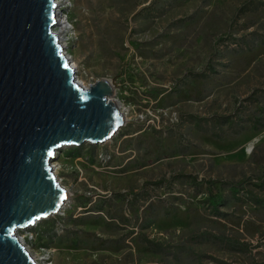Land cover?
Listing matches in <instances>:
<instances>
[{"label": "rangeland", "instance_id": "obj_1", "mask_svg": "<svg viewBox=\"0 0 264 264\" xmlns=\"http://www.w3.org/2000/svg\"><path fill=\"white\" fill-rule=\"evenodd\" d=\"M57 1L75 76L109 82L126 116L105 143L56 152L69 197L28 250L41 264H264V0Z\"/></svg>", "mask_w": 264, "mask_h": 264}, {"label": "water", "instance_id": "obj_2", "mask_svg": "<svg viewBox=\"0 0 264 264\" xmlns=\"http://www.w3.org/2000/svg\"><path fill=\"white\" fill-rule=\"evenodd\" d=\"M53 0H0V264H36L16 237L57 214L61 147L113 137L123 115L109 82L80 89L51 29Z\"/></svg>", "mask_w": 264, "mask_h": 264}, {"label": "bare ground", "instance_id": "obj_3", "mask_svg": "<svg viewBox=\"0 0 264 264\" xmlns=\"http://www.w3.org/2000/svg\"><path fill=\"white\" fill-rule=\"evenodd\" d=\"M86 1V0H85ZM97 3V0H92L91 1V3L93 4V3ZM55 4H56V6L54 7V16H53V18H54V21H55V25L53 26V28L51 29V32H52V34L54 35V37H55V39H56V43L61 47V52L63 51V47H62V45H61V43H62V37H63V33L65 32V28L63 27L64 25H63V21H62V17H60L59 15H58V13L59 12H57V11H55V9H58L59 8V2L57 1V0H55ZM65 23V22H64ZM62 55H63V53H62ZM64 56V55H63ZM65 60H68L66 57H65ZM68 64H69V66L72 68V70H73V74H74V80H75V82H76V84H77V86L80 88V89H84V88H86V85L80 80V78H78L77 76H75L77 73H76V66H75V64L74 63H72V64H70V61H68ZM117 104V106L119 107V110L121 111V113H122V115H123V122H124V117L126 116V113H125V110L126 109H124L119 103H116ZM51 167V171H52V174L56 177V179H58L57 178V169H56V167L54 166V165H52V166H50ZM59 180V179H58ZM65 190V189H64ZM65 192H66V190H65ZM66 201L68 200V197H69V193L68 192H66ZM66 203V202H65ZM64 203V204H65ZM61 210V209H60ZM59 210V211H60ZM30 254V256L32 257V258H34V256H32V254L31 253H29Z\"/></svg>", "mask_w": 264, "mask_h": 264}, {"label": "built area", "instance_id": "obj_4", "mask_svg": "<svg viewBox=\"0 0 264 264\" xmlns=\"http://www.w3.org/2000/svg\"><path fill=\"white\" fill-rule=\"evenodd\" d=\"M37 223H39V222H37ZM37 223H35L34 225H33V227L32 228H30L29 230L31 231V230H33V228L36 226V224ZM29 230L28 231H24V233H23V235H19V233L21 232V231H18V232H16V237H17V239L19 240V242L21 243V245L25 248V250L28 252V254L29 253H31L29 250H28V248H27V245L28 244H30V242H32L33 240H34V238L37 236V233L35 232L34 233V235H32L31 234V232H29ZM35 230H33V232H34ZM27 233V235H25ZM32 236H34V238L32 237ZM31 238H33L32 240H31ZM32 254V253H31ZM30 255V254H29ZM32 256H34V258H32V260L36 263V264H41L40 262L41 261H46V258H42V259H37V258H35V255H32Z\"/></svg>", "mask_w": 264, "mask_h": 264}, {"label": "trees", "instance_id": "obj_5", "mask_svg": "<svg viewBox=\"0 0 264 264\" xmlns=\"http://www.w3.org/2000/svg\"><path fill=\"white\" fill-rule=\"evenodd\" d=\"M247 6H243L241 9H239V11L240 12H242V11H244V10H246L245 8H246ZM204 131V130H203ZM215 136V135H214ZM215 138H217V137H215ZM67 154H70L71 156H78L79 154L77 153V150H74V149H70V151H67L66 152ZM42 222V221H41ZM51 226H52V224H49V227H47V229H43L41 232H40V234H41V236H47V235H51ZM49 238V236H47V238L46 239H48ZM148 245L150 246V247H154V249L153 250H155V251H163V249H164V247H161L160 245H150V243H148Z\"/></svg>", "mask_w": 264, "mask_h": 264}]
</instances>
